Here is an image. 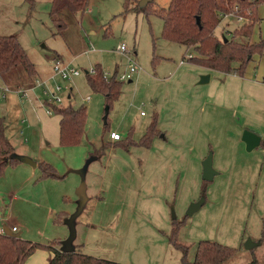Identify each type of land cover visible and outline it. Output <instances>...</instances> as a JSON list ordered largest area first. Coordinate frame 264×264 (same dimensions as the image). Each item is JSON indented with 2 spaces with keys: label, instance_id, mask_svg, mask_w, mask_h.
I'll return each mask as SVG.
<instances>
[{
  "label": "rangeland",
  "instance_id": "374dc122",
  "mask_svg": "<svg viewBox=\"0 0 264 264\" xmlns=\"http://www.w3.org/2000/svg\"><path fill=\"white\" fill-rule=\"evenodd\" d=\"M138 1L87 0L83 12L60 9L53 20L52 0H0V37H15L37 72L31 79L21 68L0 76L10 90L4 99L0 91L4 136L16 159L42 162L3 169L0 226H15L21 240L61 243L69 236L64 219L85 199L73 221L74 252L83 245L82 253L112 261L127 245L147 256L135 254L136 264H181L169 239L185 248L188 262L206 241L236 251L223 264H264V148L247 152L240 140L249 131L264 144V2L233 6L212 31L216 39L231 33L237 43L263 42L238 74L236 63L227 73L207 70L194 63L190 47L163 37L157 12L168 0H151L143 10ZM120 45L128 53L118 52ZM127 57L136 71L106 112L105 96L89 86L87 73L100 67L104 81L115 72L117 79ZM57 58L79 75H54ZM205 74L207 83L198 84ZM45 91L60 97L55 106L84 108L78 144H61L59 116L46 113ZM111 132L121 140L111 141ZM208 155L215 175L202 181ZM248 240L253 246L245 249ZM125 253L122 264L131 257Z\"/></svg>",
  "mask_w": 264,
  "mask_h": 264
},
{
  "label": "trees",
  "instance_id": "16d2710c",
  "mask_svg": "<svg viewBox=\"0 0 264 264\" xmlns=\"http://www.w3.org/2000/svg\"><path fill=\"white\" fill-rule=\"evenodd\" d=\"M32 2V0H30ZM224 0L225 7L217 5L216 0H168L165 8L157 13L162 22V34L166 40L172 41L184 47H190L197 54L196 64L207 70L227 73L230 65L236 63L239 66L238 74L241 73L250 55L259 52L263 42L259 44L237 43L230 37L223 36L216 39L212 35L218 23V14L227 12L233 6L257 4L260 0ZM264 2V0H261ZM129 0H126V4ZM87 6V0H52V10L50 16L54 20L55 13L60 9H68L72 12H83ZM145 7L141 8L142 10ZM61 28V25H59ZM248 27V26H247ZM248 30L250 28L248 27ZM248 36L247 32L241 34ZM21 68L29 77L35 74L34 65L29 61L26 53L13 36L0 37V76L7 75L14 69ZM116 72L104 81L100 67H95L93 73H87L89 86L104 94L106 100V112L112 101L116 100L120 94L121 82L115 77ZM29 86L31 85L28 83ZM20 87L17 88L19 90ZM29 89V88H28ZM46 105L59 116V139L63 145H76L79 143L85 119L83 107L74 109L72 106L59 107L54 104ZM149 126L147 132L152 137L154 134ZM13 149L4 136V123L0 119V175L7 165H14L17 160L12 158ZM172 245L180 250L181 264H223L236 251L206 241L199 242L196 247L194 257L191 262L185 259L186 250L169 239ZM61 245V243H59ZM56 246H43L30 241L21 240L18 237L0 236V264H23L37 249L46 248L52 251L53 256L49 258L47 264H120L113 261L95 258L76 252L65 253ZM247 264H255L251 259Z\"/></svg>",
  "mask_w": 264,
  "mask_h": 264
},
{
  "label": "water",
  "instance_id": "95a60500",
  "mask_svg": "<svg viewBox=\"0 0 264 264\" xmlns=\"http://www.w3.org/2000/svg\"><path fill=\"white\" fill-rule=\"evenodd\" d=\"M150 1L151 0H139L138 4H137L138 9L143 8ZM207 80H208V76L202 75L199 78L198 84H204L207 82ZM105 118H106V116L104 117V120H105ZM240 140L244 144L245 151L248 152V151H250V150H252L258 146L260 138L257 135H255L254 133H251L249 131H243L241 133ZM11 157L16 159L13 154L11 155ZM17 157L20 158V159H16L17 161L20 162V160H21L24 164H27L33 168L36 167V162L32 161L30 158H26V157H22V156H17ZM214 175H215V172L213 171V169L211 167L210 155H208L207 157L204 158V160L201 163V180L202 181H210ZM84 202H85V199H83L82 202L79 204L80 206H79L77 212L75 214L71 215L68 219H65V224L67 225V228L69 230L68 238L66 240H64L63 242H61V250L65 253H69V252L74 251V248L72 246V241L75 238V229H74L73 221L76 218V216L79 214L81 209L83 208ZM194 208H195V206L191 205L187 211V214L189 215L194 210ZM172 217H174V216L172 215ZM4 231H5V236H7V237H17L18 236L17 233H12L6 227H4ZM252 246H253V243H250L248 240L245 243L244 248L250 249Z\"/></svg>",
  "mask_w": 264,
  "mask_h": 264
},
{
  "label": "built area",
  "instance_id": "2783aa9c",
  "mask_svg": "<svg viewBox=\"0 0 264 264\" xmlns=\"http://www.w3.org/2000/svg\"><path fill=\"white\" fill-rule=\"evenodd\" d=\"M232 10L236 11L237 8L233 7ZM225 15L226 14L219 13L218 14V18H222L223 19V18L226 17ZM235 21L237 23H239L240 22V17H237L235 19ZM117 51L120 52V53H128L127 50H126V47L124 45H120L117 48ZM187 57L190 58V55H188ZM127 59H128V62H129V66H128L126 72L124 74H122L121 76L117 77V80L120 81V82L125 81V80H130L131 75L136 71L135 66L133 64V61H131L130 57H127ZM52 71H53L54 75L60 77L63 80H66V79H69V78H72V77H76V76L79 75V71H77L76 69H74L72 67H69L68 65L64 64L58 58L54 60ZM90 73L91 74L93 73V69L90 71ZM60 90H61V88L59 86H56L55 92H59ZM0 91H1V97L4 99V98H6V94L10 90L5 84H3V85H0ZM15 93L20 94L21 98H25V90L19 89V90H16ZM44 93H45L46 97L49 98L47 100V103H49V104H57V105L61 103V99L56 93H50L49 91H45ZM86 100L88 101L89 98L87 97ZM44 105L47 108L46 109V113L47 114H52V110L46 104H44ZM109 137H110L111 140H114V141L120 139V135L118 133H115V132H111L109 134ZM10 231L12 233H16L17 232V228L13 226V227L10 228ZM0 236H5L4 226H0Z\"/></svg>",
  "mask_w": 264,
  "mask_h": 264
},
{
  "label": "crops",
  "instance_id": "0c3cea01",
  "mask_svg": "<svg viewBox=\"0 0 264 264\" xmlns=\"http://www.w3.org/2000/svg\"><path fill=\"white\" fill-rule=\"evenodd\" d=\"M226 21V20H225ZM225 32H227V31H225ZM59 59V58H58ZM60 60V59H59ZM35 68V67H34ZM109 75V74H108ZM206 75V74H205ZM35 78H37L36 76H37V72H36V69H35ZM208 76V75H207ZM32 78V77H31ZM30 78V79H31ZM208 80H209V76H208ZM207 80V81H208ZM36 81V79L34 80V82ZM130 81V80H129ZM29 83L31 84L30 86H28V87H26L27 89L29 88V89H32L34 86H32V83H31V81H29ZM207 83V82H206ZM205 84V83H204ZM262 85V84H261ZM69 97V96H68ZM141 114V113H140ZM5 128L6 127H4V131H5ZM116 133V132H115ZM251 133H254V132H251ZM255 135H258L257 133H254ZM6 138V137H5ZM7 139V138H6ZM109 139H110V137H109ZM111 140V139H110ZM121 140V137H120V139L119 140H111V141H114V142H118V141H120ZM7 141L10 143V145H11V147H12V149H13V152H14V146H13V144H12V141H9L8 139H7ZM262 143H261V140L259 141V144H258V146L257 147H262V148H264V144L263 145H261ZM256 148V147H255ZM15 153V152H14ZM36 162V167L38 166V165H41V163L42 162H40V161H35ZM46 166V165H45ZM40 167V166H39ZM51 171H53L52 169H51ZM63 217H66L68 214H64L63 213ZM66 219V218H65ZM64 219V220H65ZM15 227V226H14ZM17 231H18V229H17ZM58 243H60V242H55V243H52L51 245L50 244H48V245H43V244H40V245H43V246H56V244H58ZM84 244V243H83ZM58 246H56L55 248H57ZM113 247H115V246H113ZM84 248V246L83 245H78L77 246V249L79 250V251H77L76 250V248H75V251H76V253H80V254H83V255H87V256H91V257H95V258H97L96 256H98V255H92V253H89V252H85L84 251V253H82V250L81 249H83ZM58 249V248H57ZM131 252V257H130V260L128 261V263H126V264H136L135 263V261L133 260V256H135V254H140V256H142L143 258H146L147 256H146V254L142 251V252H137L135 249H134V246H131V247H128L127 245H123L121 248H118L117 250H115L114 251V254L115 255H119V257H118V259H110V260H112L113 262H116V263H121L122 264V262H124V261H122V257L126 254L125 252ZM53 256V253H52V251H49L48 249H46V248H41V249H37L35 252H33L29 257H27L26 259H25V261L23 262V264H47L48 263V260H49V258H51ZM98 258H100V259H103V258H105V257H101L100 255L98 256ZM106 260V259H105Z\"/></svg>",
  "mask_w": 264,
  "mask_h": 264
}]
</instances>
